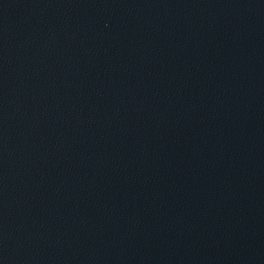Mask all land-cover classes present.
Segmentation results:
<instances>
[{"label":"water","instance_id":"1","mask_svg":"<svg viewBox=\"0 0 264 264\" xmlns=\"http://www.w3.org/2000/svg\"><path fill=\"white\" fill-rule=\"evenodd\" d=\"M0 264H264V0H0Z\"/></svg>","mask_w":264,"mask_h":264}]
</instances>
